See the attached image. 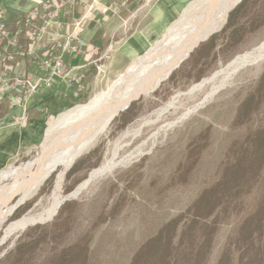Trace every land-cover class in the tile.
<instances>
[{
    "label": "rangeland",
    "instance_id": "obj_1",
    "mask_svg": "<svg viewBox=\"0 0 264 264\" xmlns=\"http://www.w3.org/2000/svg\"><path fill=\"white\" fill-rule=\"evenodd\" d=\"M118 1L122 4L121 8H127L133 0ZM190 1L162 0V4L167 6L165 11L175 10V13L159 18V10L163 9L160 0H137V5L125 15L132 12L131 17L123 23L125 33L110 38V44L97 62L100 69L95 66V71L80 73L79 82H74L71 76L72 98H68L61 110L50 117L34 150L26 156H19L1 171L19 167L39 156L46 129L58 115L89 102L92 96L111 87L136 58L161 39L167 28L188 8ZM242 1L238 4L243 3L242 9L233 15L229 21L231 24L227 25L228 16L226 24L200 43L154 92L134 100L113 119L92 148L78 156L64 173L61 184L64 202L50 220L38 221L4 237L11 221L27 213L36 215L50 205L60 168L51 174L35 196L22 203L0 225V260L14 250L29 229L43 226L51 230L58 223L59 211L65 202H70L63 214V218H71L69 231L44 245L33 264H47V258L53 253L77 242L88 232L91 236L88 264H129L132 255L145 240L153 237L162 225L182 213L204 189L219 179L232 143L240 142L253 130L264 127V102L250 120L242 125H233L238 106L257 87L264 72V63L259 66L250 64L239 70L232 80H224L225 65L237 56L252 55L264 42V0ZM113 2L116 3V0H77L72 8L60 12L58 18H45L39 28L42 35L39 44L44 48L22 61L20 69L33 67L30 73L37 76L36 66L40 65V61L51 54L56 55L63 38L73 36L69 31L66 32V25L67 28L73 27V24L80 25L81 19L96 12L110 13L116 18L118 12L112 11ZM123 15L124 12H121L120 16ZM158 26H161V31L152 39ZM146 37L151 40L147 47L140 50L132 48L138 46L134 38ZM217 74L219 76L215 85L208 84L192 96L185 94L202 80ZM213 86L217 90L209 98ZM178 94L181 95L177 106L159 117V109ZM205 100L207 102L202 104L203 107L200 105L189 116L179 119L195 104ZM125 132L130 133L121 137ZM118 140L121 145L115 162H120L126 156L127 159L80 188L94 168L107 162ZM201 144L203 149L198 154L195 166L187 175L182 174L190 162L188 151ZM10 183L11 180L6 179L0 185ZM263 193L262 178L251 193L244 197L240 213L232 212L220 224L206 264L217 263L227 240L236 235L240 222L255 210ZM234 264H237L236 260Z\"/></svg>",
    "mask_w": 264,
    "mask_h": 264
},
{
    "label": "bare ground",
    "instance_id": "obj_2",
    "mask_svg": "<svg viewBox=\"0 0 264 264\" xmlns=\"http://www.w3.org/2000/svg\"><path fill=\"white\" fill-rule=\"evenodd\" d=\"M241 1H190L188 8L167 28L161 39L147 48L142 56L136 58L111 87L101 94L92 96L88 100L89 102L76 105L58 115L57 119L46 129L39 156L19 165V167H10L1 171L0 184L6 179H10L11 183L0 185V225L6 222L7 218L22 203L35 196L54 171L58 168L61 169L56 174L57 179L50 197V205L36 215L27 213L23 214L21 218L11 221L5 229L4 237L38 221L50 220L64 201L61 191L64 173L77 160L78 156L92 148L106 132L113 119L124 110V107L137 98L148 96L154 92L164 80L177 70L183 61L190 57L191 52L201 42L218 32L225 25L230 11ZM262 63H264V42L252 55L237 56L225 65L224 80H232L239 70L250 64L259 66ZM217 76L219 74L202 80L185 94L192 96V94L203 90L208 84L214 83L215 85ZM216 90L217 88L213 86L208 97L211 98ZM180 95L173 97L170 102L159 109V117L177 106ZM207 100L195 104L179 119L189 116ZM128 133L130 132H125L121 137H125ZM119 142V140L115 142L107 162L94 168L80 188L94 177L105 174L127 159L126 156L120 162H115L116 153L121 145Z\"/></svg>",
    "mask_w": 264,
    "mask_h": 264
},
{
    "label": "trees",
    "instance_id": "obj_3",
    "mask_svg": "<svg viewBox=\"0 0 264 264\" xmlns=\"http://www.w3.org/2000/svg\"><path fill=\"white\" fill-rule=\"evenodd\" d=\"M243 3H238L236 9L230 11L227 25L233 15L240 12ZM8 16L12 27L22 17L10 13ZM259 80L257 87L238 106L233 125H242L250 120L264 102V72ZM202 149L201 144L188 151L190 162L182 174L187 175L191 171ZM227 154L219 179L204 189L182 213L162 225L153 237L145 240L129 264L208 262L220 224L232 212L240 213L244 197L251 193L258 181L264 179V127L253 130L240 142L234 141ZM261 197L255 210L240 222L236 235L227 240L216 264H234L235 260L237 264H264V193ZM67 205L70 202H65L59 211L58 223L51 230L43 226L29 229L14 250L0 260V264H33L44 245L69 231L71 218H63ZM90 237L88 232L77 242L53 253L47 258V264H88Z\"/></svg>",
    "mask_w": 264,
    "mask_h": 264
},
{
    "label": "crops",
    "instance_id": "obj_4",
    "mask_svg": "<svg viewBox=\"0 0 264 264\" xmlns=\"http://www.w3.org/2000/svg\"><path fill=\"white\" fill-rule=\"evenodd\" d=\"M41 1L43 0H0V7L5 8L10 14L22 15ZM162 3V0H160V4ZM109 4L106 3V5ZM112 4L114 6L112 11L118 12L117 17L119 18H115L112 14L109 15L110 13L101 14L96 12L85 19H81L80 25L73 24L71 28L65 26L67 33L69 31V33L87 43V46L78 55H67L69 61L80 66L79 72L81 74L95 71L97 62L111 42L110 38L125 33L126 28L123 23L131 17L132 12L128 16L125 15L133 6L137 5V0L131 1V5L127 8H121L122 4L117 0L116 3L113 2ZM162 5L163 9L159 10V18L169 16L172 12L175 13V10L170 11L169 9L170 12L168 13V11H165L167 10L166 4ZM121 12H124L123 17L120 16ZM156 29V34L153 37L150 36V38L154 39L160 33L161 26ZM150 38H134L138 46L132 48H135V50L139 48L138 50H140V48L147 47L151 43ZM32 68H24L23 71L30 73ZM64 81L57 78L50 88L40 89L39 93L26 104L16 103L10 105L5 102L0 105V172L19 156H26L34 150L50 117L61 110L68 98H72V87H68Z\"/></svg>",
    "mask_w": 264,
    "mask_h": 264
},
{
    "label": "built area",
    "instance_id": "obj_5",
    "mask_svg": "<svg viewBox=\"0 0 264 264\" xmlns=\"http://www.w3.org/2000/svg\"><path fill=\"white\" fill-rule=\"evenodd\" d=\"M76 3L77 0H43L22 14L14 27L10 25L7 10L0 7V105L5 102L10 105L26 104L40 89L50 88L57 78L66 79L64 82L68 87H71V76L74 82L80 81V66L69 61L67 55H78L87 43L75 35L64 37L58 53L40 61V65L36 66L37 76L20 69L22 61L44 48L39 44L42 21L58 18L60 12ZM97 69H100L99 65Z\"/></svg>",
    "mask_w": 264,
    "mask_h": 264
},
{
    "label": "water",
    "instance_id": "obj_6",
    "mask_svg": "<svg viewBox=\"0 0 264 264\" xmlns=\"http://www.w3.org/2000/svg\"><path fill=\"white\" fill-rule=\"evenodd\" d=\"M129 105H130V103L126 106V107H124L123 109L125 110L126 108H128L129 107ZM64 202V201H63Z\"/></svg>",
    "mask_w": 264,
    "mask_h": 264
}]
</instances>
